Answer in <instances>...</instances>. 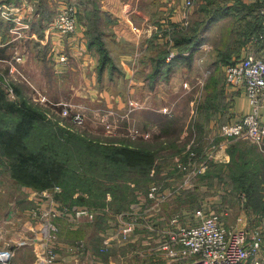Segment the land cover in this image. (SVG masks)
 <instances>
[{
  "label": "rangeland",
  "instance_id": "1",
  "mask_svg": "<svg viewBox=\"0 0 264 264\" xmlns=\"http://www.w3.org/2000/svg\"><path fill=\"white\" fill-rule=\"evenodd\" d=\"M213 2L215 4H212V10L220 3L219 0H213ZM200 5L201 3L198 1L191 9L186 7L189 10V16H196V19L201 20L207 14H210L201 9L197 11V8L201 7ZM196 6V10L193 11ZM84 13L87 16L90 11L85 10ZM90 19L89 24H92V19ZM226 19V17L221 18L220 26L223 27L218 30L215 40H212L214 41L213 47L197 58V70L193 69L195 70L194 73H198V75L189 76L191 79L197 78L199 83L195 86L191 84L192 88L183 92L178 103L176 101V97L179 95L177 91L175 95L169 93L165 96L162 104L167 107L162 112L149 109L148 103L154 101L155 98L150 97V93L145 87H132L126 81V84L121 83V85H118V81L111 84L108 79H105L108 86L101 87L102 82H99L96 78L97 73L93 62L90 61V58H87L86 51L81 48L78 49V53L61 55L60 59L63 64L54 61L55 64H60L59 67H54L50 55L47 56L42 49H40V52L33 48L30 49L31 45L37 48L40 47L28 40L26 45H23L24 50L21 51L22 53L15 54L14 60H7L8 68L0 63V75L4 78L0 80V83L3 84L7 92L14 98L18 97L15 94L16 85L13 83H24L25 86L20 87L30 99L29 102L46 113L48 118L63 126L81 133L84 132L90 137L119 143H134L142 137L152 140L156 138L168 140V137H171L180 140L181 146L178 144L177 150L182 151L168 157L167 161L161 165V171L158 172V168L153 167L150 175L154 179L149 187L156 182L162 186V190L165 187L179 188L182 193H175L163 200L146 198L143 203L146 211L141 219L145 226L136 225L128 237H124L119 231L124 222L130 220L126 212L133 208V203L139 201L148 193L149 187L137 189L135 199H132L133 202L123 211L117 212L110 205L88 206L90 212L96 215L93 218H86L88 220L85 217L78 218L77 221L80 220V223H84L76 229L70 228L75 233L68 234V231H64L65 221H57L60 226L57 235V244L60 248L57 249L61 256L65 255V251H67L65 241L69 239L68 242H73L75 245L73 243L72 245L76 246L79 243V241L77 242L78 239H84L90 244L91 253H86L88 249H85L86 251L81 252V254L77 252L79 257L75 264H165L166 254L161 249V244L164 242L166 234L163 233L162 229L167 227L174 216L180 217L182 221H190L195 218L194 215L198 210L206 208L207 210L221 212L223 219L230 226H244L264 220V204L261 199L255 202L257 206L251 205L252 203L246 202L247 199L244 194L238 195L231 188L232 182L226 176V168L221 165L224 164L221 157H213L208 160L206 170L195 180L193 187L200 186L197 190L193 187L184 188V185H182L185 180L183 171L179 169L178 162L175 159V156L186 155L189 149H193L195 145V151L199 157H202L205 150L214 154H221V150L213 146L225 140L218 131L209 134L193 132L192 120L190 119L192 107L189 100H194L193 109L195 110L199 104L204 106V101L210 103L211 95L216 96L219 101L220 82L223 81V78H226L225 66L227 63L222 62L218 51L226 40V33L223 32V28L226 29ZM190 21H192L191 18ZM15 35L17 39H21L17 33ZM226 48V46L222 47L225 52ZM43 55L46 58H43ZM64 56L67 57L66 60L62 59ZM11 68L15 69L14 72L11 71ZM188 72H190V69ZM211 74V80L214 82H211L209 87L199 90L200 87H203L202 83L209 81ZM121 81L123 80L121 79ZM192 83L194 84L195 81ZM209 103L206 104L205 109H210V112L212 109L221 107H211L212 104L209 105ZM156 105L154 103V106ZM65 107H69V112L66 115L63 114ZM187 110H189V113ZM75 114H80L82 118L75 120ZM170 118L172 119L171 123H168ZM165 126L171 130L170 134L164 132L163 128ZM209 136L213 138V141ZM206 138H208L207 141ZM239 140L241 142L245 141L247 145L254 143L247 138ZM239 140L236 141L240 142ZM239 146H243V143H240ZM1 168L0 221L2 223L5 218H8L7 221L13 222L15 218H20L22 223L17 229L13 228L14 225L5 229L1 227L0 240L4 241L11 236L16 237L20 233L29 236L34 233V230L33 228H24V219H31L38 222V225L40 224L39 219L36 217L34 219L30 213L32 207L38 205L36 203L39 201L36 198L37 194L31 198L34 199L33 205L30 203V199L25 196L26 192L23 188L26 186L15 180L5 165ZM208 170L211 175L207 178L202 177ZM229 188H231V191H228ZM60 190L61 187L56 186L55 191ZM39 191L49 192L53 196L55 193L52 189ZM122 213H124V221L119 222V216ZM117 216L118 220H116ZM114 230L112 240L109 242L110 231ZM79 231L82 232V235ZM36 247L39 246L28 245L21 248L12 264H15L16 261L20 264H34ZM71 261H74V259Z\"/></svg>",
  "mask_w": 264,
  "mask_h": 264
},
{
  "label": "trees",
  "instance_id": "2",
  "mask_svg": "<svg viewBox=\"0 0 264 264\" xmlns=\"http://www.w3.org/2000/svg\"><path fill=\"white\" fill-rule=\"evenodd\" d=\"M77 1L78 5L90 11L87 14L88 20L92 19V24L88 22L89 46L93 48V45H99L102 50L99 61L102 73L109 56L98 28L100 8L98 5L91 7V0ZM221 1L212 10L214 2L208 0L200 7L210 13L208 17L172 31V47L177 48V55H187L185 61L193 60L194 50L206 25L231 15L229 6L223 5ZM241 6L251 10L239 19L235 13L237 17L230 21L233 31L226 37V52L222 47L218 51L223 63L232 62L233 50H238L239 45H242L244 35L249 39L256 32L264 33V2L248 6L241 1ZM238 28H241L240 34ZM262 43L264 52V39ZM172 47H162L156 59L155 75L162 68H171L170 60L177 56L167 59ZM13 84L16 85V98L0 83V171L5 165L15 180L36 190L55 191L56 186H60L61 190L55 191L54 196L64 204L86 208L110 205L117 212L123 211L135 199L137 189L149 187L154 179L150 175L153 167L161 171V165L168 157L182 151L177 150L180 140L171 137L168 140L142 137L134 143L90 137L48 118L46 113L29 102L30 99L20 87L21 83ZM210 98L213 99L210 103L214 107L221 105L216 96L211 95ZM201 106L202 109L206 108V104ZM163 129L166 134L171 133L168 127ZM240 143L243 146H239ZM221 165L226 168V176L232 182L231 188L238 195L244 194L246 202L251 205L257 206L255 202L259 199L264 204V151L260 150L258 144L247 145L245 141L236 143L232 149V160ZM209 175L208 170L202 177L207 178ZM196 186L193 188L199 189L200 186Z\"/></svg>",
  "mask_w": 264,
  "mask_h": 264
},
{
  "label": "crops",
  "instance_id": "3",
  "mask_svg": "<svg viewBox=\"0 0 264 264\" xmlns=\"http://www.w3.org/2000/svg\"><path fill=\"white\" fill-rule=\"evenodd\" d=\"M0 1H3V3H13V5H19L21 7L19 12L12 15L11 19L6 18V16L3 15L2 9H0V63L6 65L5 68L9 67L7 60H14L15 54H18L19 52L22 53L21 51L24 50L23 45H26L28 40L30 43L33 42L34 45H39L40 47L37 48L31 45L30 49L33 48L37 52H40V49H42L43 53H46L47 56L50 55L51 61L53 65H55L54 67H59L60 64H63L60 59L61 55L78 53V49L81 48L86 51L87 58H90V61L93 62L95 72L97 73L96 78L99 82H102L101 87L108 86L105 79H108V82L111 84L112 82L118 81V85H121V83L126 84L127 82V84L132 87H145L147 88L148 93H150V97L155 98L154 101L148 103L149 109H154L156 112H162L164 108L167 107L163 106L162 103L165 96L169 93L172 95H175L176 91L179 93L178 96L176 95V101L178 103L179 99L182 98L183 92L192 88L191 84L192 86H195L199 83L197 78L191 79L189 76L193 74L194 76L196 74L198 75V73H194V71L197 70V58L213 47L214 41L212 40H215L218 30L223 27L220 26L221 19L206 25L202 32V39L200 38L198 47L194 50L193 60L187 62L185 61L187 55H177V48L172 47V31L186 28L187 26L192 25V23L195 24L199 20L196 19V16H189V10L186 8L187 0H91L89 1L92 3L91 7L93 5H98L100 8V23H98V28L101 33L100 37L104 42V47L107 49L109 56L108 63L105 66L104 71L101 73L99 70V59L102 55V50H100L99 45H93V48L89 46L88 16L84 13L85 8L78 5L79 3H76L78 2L77 0ZM198 1H200L201 5L208 2V0H194L192 6ZM241 1L245 5H252V3L243 0L221 1L223 5L226 4V6H229V11L231 12L230 16H226V29L223 28L226 37H228L229 33L233 31L230 21L234 20V18L237 17V14L239 19L246 15V12L249 13L251 10L245 6H241ZM72 2L78 5L80 11L78 17V29L75 33L62 37V35L52 28L53 23L56 21L58 13L64 4ZM196 8L197 6L194 7L193 11H195ZM198 10H200V8H197V11ZM235 13L237 14L235 15ZM208 16L209 15L207 14L206 17ZM190 18L192 21H190ZM20 21L30 23L31 28L26 32L25 37L17 39L14 33V28L18 26ZM51 29L52 32H50ZM237 31L238 34H240L241 28H238ZM259 33L263 32L260 31L254 33L249 39H246V36L244 35L242 45L239 43L238 50H233L234 58L238 55H246L247 53H254L257 56L264 55L262 41H260V43L253 42V37ZM23 39L25 40L24 42ZM224 46H226L225 42L222 47ZM162 47H172L171 51H174L177 56L173 60H170L172 61L171 68H162V70L155 75L157 69L156 59L160 55ZM43 58H46V56L44 57L43 55ZM54 61L55 63L58 61L60 64H55ZM189 69L190 72H188ZM121 79L123 81H121ZM211 79L212 74L210 75L209 81L202 83L203 87H200L199 90L209 87L210 83L214 82ZM225 80L226 78H223L222 82L219 81L221 86L218 96L219 104H221L219 106L221 107L212 109L210 112V109H202V106H199L201 104H199L195 110L193 109L194 100H189L192 107L190 119L192 120L191 127L193 132L197 134H209L214 131H219V126L222 123L236 120L251 110V104L246 93L229 86ZM194 81L195 83L193 84L192 82ZM21 85L25 86L22 82ZM179 89L180 91H178ZM154 103L157 105L154 106ZM207 103L209 102H203V104ZM211 107H213V105ZM187 112L189 113V110H187ZM175 114L177 115V113ZM163 116L168 117L167 115ZM209 137L212 139L211 136ZM207 139L208 138H206V141ZM198 141L200 142V139ZM236 142L238 141L234 140L227 143L226 149H221V154L217 153L215 157H221V161L224 162V164L229 163L232 160V149L233 146L236 145ZM195 147L196 145L193 149L196 150ZM259 148L264 151V148L260 146ZM206 153L207 151L205 150V153H203L201 158H204ZM184 156L186 157L187 154ZM23 189H25L26 198L30 199V203L32 204L34 203V199L31 198L36 194V198L39 200L36 203L44 205L47 204V199L50 198L49 196H53V194L49 192H41L30 186H26ZM6 219L8 218H5L4 221L6 222L2 221L1 223L0 221V228L2 227V229H5L6 227L14 225L15 227L13 226V228L17 229L22 223L20 218H15L13 222H9ZM61 220L65 221L66 225L64 231H68V234L75 233V231H71L70 228L76 229L80 224L84 223H80V220L77 221L78 219L70 220L66 217L55 219L56 222ZM116 220H118V216ZM24 221V228L34 229L40 226V224L38 225V222H34V220L31 219H24ZM113 232H115V230L110 231V236L113 235ZM79 233L82 235L81 231H79ZM32 234L33 233L30 235ZM23 236H25V234L20 233L16 237L11 236L8 238L18 239ZM68 240L65 241L67 251H65V255L62 257L65 258L66 264H75L77 263L75 261H77V258L79 257L77 252L81 254V252L85 251L80 252V250L76 249L78 246H74L75 244L73 242L74 245H72ZM80 240H83L85 247L88 249L86 253L90 254V244L84 239H78L77 242ZM3 243L4 241L0 240V244ZM57 248H60L58 244ZM20 249H18V251ZM72 259H74V261H71ZM36 260L37 255L35 254L34 264H37ZM15 264L20 263L16 261Z\"/></svg>",
  "mask_w": 264,
  "mask_h": 264
},
{
  "label": "built area",
  "instance_id": "4",
  "mask_svg": "<svg viewBox=\"0 0 264 264\" xmlns=\"http://www.w3.org/2000/svg\"><path fill=\"white\" fill-rule=\"evenodd\" d=\"M243 1L264 2V0ZM193 3L194 0H187L186 7L191 8ZM78 8L76 3L64 4L52 28L62 36L75 33L78 29ZM0 9L6 18L11 19L21 7L0 1ZM262 12L264 13V8ZM30 28V23L20 21L14 28V33L23 38ZM263 39L264 33H259L253 37V42L260 43ZM174 55L175 52L171 51L167 59H172ZM66 58L64 56L62 59L66 60ZM14 70L11 68L12 72ZM225 75L229 86L246 93L251 110L236 120L222 123L218 132L225 140L213 146L219 150L226 149L230 141L247 138L264 148V55L247 53L236 56L232 62L226 64ZM68 112L69 107H65L63 114L66 115ZM81 118L80 114L74 115L75 120ZM215 156L213 152L207 151L206 156L201 158L195 149H189L186 157L184 155L175 157L179 169L183 171L184 188L194 186L196 178L206 170L208 160ZM161 187L156 182L152 183L148 193L126 212L130 220L125 221L119 230L124 237H128L136 225L145 226L141 219L146 211L143 204L146 198L163 200L175 193H182L179 188L165 187L162 190ZM49 197L46 205L39 203L32 207L31 215L34 219L38 218L41 224L33 229L32 235L18 239L8 238L0 244V264H12L18 249L28 245L39 246L36 247L37 264H66L65 258L57 249L60 227L55 219L93 218L96 214L94 215L86 207L70 206L53 196ZM123 214H120L119 218L122 222ZM194 217L190 221H182L180 217L174 216L167 227L162 229L166 234L161 244V249L166 254L165 264H264V220L244 226H230L223 219L221 212L206 208L198 210ZM108 240L110 242L112 236ZM77 246L81 251L87 249L83 240H80Z\"/></svg>",
  "mask_w": 264,
  "mask_h": 264
}]
</instances>
